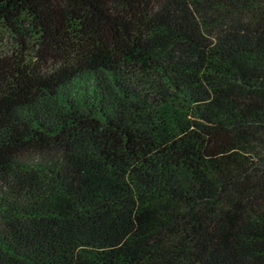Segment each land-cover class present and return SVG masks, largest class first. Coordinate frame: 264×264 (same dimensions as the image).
Masks as SVG:
<instances>
[{
  "label": "trees",
  "instance_id": "obj_1",
  "mask_svg": "<svg viewBox=\"0 0 264 264\" xmlns=\"http://www.w3.org/2000/svg\"><path fill=\"white\" fill-rule=\"evenodd\" d=\"M0 264H264V0H0Z\"/></svg>",
  "mask_w": 264,
  "mask_h": 264
}]
</instances>
